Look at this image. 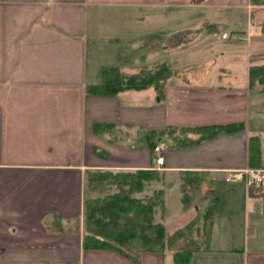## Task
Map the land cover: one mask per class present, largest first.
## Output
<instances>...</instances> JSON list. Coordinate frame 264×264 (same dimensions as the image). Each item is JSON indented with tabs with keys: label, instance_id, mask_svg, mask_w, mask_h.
Instances as JSON below:
<instances>
[{
	"label": "crops",
	"instance_id": "crops-1",
	"mask_svg": "<svg viewBox=\"0 0 264 264\" xmlns=\"http://www.w3.org/2000/svg\"><path fill=\"white\" fill-rule=\"evenodd\" d=\"M193 6L245 10L254 26L264 21V0H0V264H175V248L142 251L137 261L83 248L87 172L157 169L144 132L233 123L243 128L191 145L157 137L168 144L157 169L163 177L140 197L167 193L162 183L171 176L181 201L183 172H206L203 190H212L210 197L187 208L181 201L173 215L165 204L155 222L168 236L217 197L208 248L194 252L190 264H264V182L247 184L244 173L253 169L249 136L259 137L264 156V88L248 86L247 62L240 78L229 69L217 81L201 79L203 67H171L161 94L154 87L114 94L87 89L100 83L104 66L134 72L119 59L118 43L127 34L109 31L106 19L126 20L128 8ZM224 71L210 73L217 78ZM95 124L114 127L96 134ZM181 135L199 136L173 133Z\"/></svg>",
	"mask_w": 264,
	"mask_h": 264
},
{
	"label": "trees",
	"instance_id": "trees-1",
	"mask_svg": "<svg viewBox=\"0 0 264 264\" xmlns=\"http://www.w3.org/2000/svg\"><path fill=\"white\" fill-rule=\"evenodd\" d=\"M208 24V23H206ZM207 26H213L208 24ZM261 32L264 33V22L261 23ZM171 67L166 62L154 67H143L134 72H126L119 65L104 66L101 69V81L87 89L97 94H114L121 90H141L154 87L158 94L169 76ZM247 82L249 87L264 86V63L252 64L248 68ZM112 124H95L93 131L96 134L109 131ZM243 128V124L233 123L225 125L202 126L196 128L166 127L164 130L144 132L145 139L154 151L157 137L171 138V145H191L210 138L219 132H232ZM176 131L199 133L197 138L187 135L173 136ZM247 165L250 168L262 167L260 139L251 135L247 140ZM105 156V155H104ZM89 182H105L115 185L118 190L102 196L87 197L83 202V229L82 246L85 249H110L135 261L142 251H163L173 249L178 242L188 236L193 229L198 228L199 222L204 238L201 242H185L173 251L175 264H190L194 252L208 248L210 227L213 209L218 202L212 197L201 215H196L185 226L178 228L172 234L166 235L165 227L155 222L157 211L163 213L164 192L154 190L144 197L134 196L142 192L151 181H160L162 172L157 169H136L132 171L95 170L87 172ZM204 171L186 170L182 174L181 201L182 207L191 205L197 194L200 184L206 180ZM212 191V190H210ZM194 193V194H192ZM193 244V245H192Z\"/></svg>",
	"mask_w": 264,
	"mask_h": 264
},
{
	"label": "rangeland",
	"instance_id": "rangeland-1",
	"mask_svg": "<svg viewBox=\"0 0 264 264\" xmlns=\"http://www.w3.org/2000/svg\"><path fill=\"white\" fill-rule=\"evenodd\" d=\"M122 14L127 17L126 20L109 18L104 23L109 31L114 33L125 31L127 34V37L118 43V52L121 54L119 59L121 58L128 71H136L143 67L152 68L158 63L166 62L170 67L182 68L186 65L188 68L203 67L202 73H199L200 78L217 81L229 77V69L230 72H237V77L240 78L244 72L245 62L248 68L252 64L264 63V33L261 32V25L252 24L254 20L248 19V12L245 10H206L198 6L175 10L128 8L123 9ZM206 23L213 26H207ZM247 36L250 41L245 43L243 41L247 40ZM218 68L227 71L220 73L217 78L211 76L210 72ZM193 77L197 79V74ZM258 86L264 88L261 85L254 87ZM167 146L166 143L164 150ZM164 179L162 186L167 192L164 194L167 214L173 215L177 211L179 213L181 201L176 181L171 176H166ZM209 179L206 177V180L200 184L191 205L199 204V199L203 195L211 196L210 191L203 190L209 187ZM84 188L86 197L102 196L118 190L115 185L105 182L91 183L88 176L85 177ZM133 195L140 197L141 192ZM200 210L203 212V204ZM159 214L161 215L160 212ZM155 217L159 219L158 215ZM168 230L170 231V224ZM203 238L199 222L198 228L195 227L186 238L180 240L175 249L185 242L189 243L190 240L201 242Z\"/></svg>",
	"mask_w": 264,
	"mask_h": 264
},
{
	"label": "built area",
	"instance_id": "built-area-1",
	"mask_svg": "<svg viewBox=\"0 0 264 264\" xmlns=\"http://www.w3.org/2000/svg\"><path fill=\"white\" fill-rule=\"evenodd\" d=\"M166 146V142L158 141L154 146V159H155V167L157 169L162 168L163 165V155L162 152ZM264 159V156H263ZM244 173L247 175V184H252L253 182H264V162L261 168L256 169H245Z\"/></svg>",
	"mask_w": 264,
	"mask_h": 264
}]
</instances>
